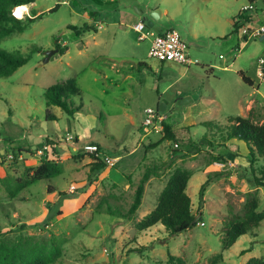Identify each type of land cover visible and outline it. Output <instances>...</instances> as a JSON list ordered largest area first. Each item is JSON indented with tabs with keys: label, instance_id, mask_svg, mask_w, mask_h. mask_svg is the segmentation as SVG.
Returning <instances> with one entry per match:
<instances>
[{
	"label": "rangeland",
	"instance_id": "1",
	"mask_svg": "<svg viewBox=\"0 0 264 264\" xmlns=\"http://www.w3.org/2000/svg\"><path fill=\"white\" fill-rule=\"evenodd\" d=\"M33 2L26 4L23 17L31 7L41 17L0 38V46L29 55L11 74L0 76V147L12 153L0 156V240L43 250L50 257L47 264H152L165 261L167 252L181 255L186 264H209L213 258L216 264H244L251 256L264 258V218L231 246L223 248L221 242L230 222L244 218L251 198L264 209V185L251 180L243 141L231 139L223 159L204 145L197 151L191 147L212 128L202 121L224 125L228 116L238 114L264 122V79L256 73L259 57H264V37L250 35L244 41L240 27L233 30L240 6L249 0ZM253 3L247 26L264 17V0ZM139 20L145 24L141 39L133 28ZM84 22L96 30L77 33L70 26ZM168 27L179 32L196 62L148 55L152 35ZM59 43L67 51L42 61ZM238 69L254 84L245 83ZM70 77L81 90L74 96L81 106L72 115L47 105L44 97L48 85ZM145 106L161 116L149 126L143 123ZM48 112L57 120L47 119ZM162 120L172 125L175 139L163 136ZM87 140L114 160L105 159L106 167L84 190L92 161L82 149ZM43 158L57 161L59 174L51 181L28 182ZM177 166L191 172L186 191L198 220L173 235L161 222L137 229L135 223L155 206ZM262 166L264 159L258 157L254 172L260 174ZM146 169L150 174L141 203L129 213ZM217 172L222 175L210 180L200 196L201 183ZM48 183L56 190L48 192ZM59 191L77 196L64 198Z\"/></svg>",
	"mask_w": 264,
	"mask_h": 264
},
{
	"label": "trees",
	"instance_id": "2",
	"mask_svg": "<svg viewBox=\"0 0 264 264\" xmlns=\"http://www.w3.org/2000/svg\"><path fill=\"white\" fill-rule=\"evenodd\" d=\"M33 1L34 0H0V38L14 31H23L29 22L41 17L42 12H37L32 7L30 8V15H25L22 19L13 15L12 8L14 9L18 6L32 3ZM249 1L253 2V0ZM56 6L57 4L51 6L48 8V11L55 9ZM244 19L249 20L250 16H243L239 11L233 21L234 31H237ZM70 26L74 28L77 33L92 28L96 30L94 25L87 22H84L78 28L74 24ZM78 29L80 31H78ZM159 32H162V30ZM246 39L247 37L245 35L244 40ZM56 47L57 51L61 54H63L67 48L66 45H60V43L56 44ZM28 59L29 55H24L19 51L9 50L0 46V76L11 74L19 66L27 62ZM239 75L245 83L252 84V79L244 74L243 71L239 70ZM80 93L81 90L77 86L75 78L70 77L66 82H55L48 85L44 90V97L47 105H58L65 110L67 114L72 115L81 106L80 103L77 104L74 101V96L79 95ZM45 117H47V119L57 120V115L49 112ZM202 122L208 126H212V128H210L211 130L209 133L203 134L202 141L204 142L201 141L196 143L192 141L191 147H193V150H200L204 145L210 151H218L215 158L223 159L226 149H229L230 144L232 145V143H227V141L231 138L242 140L247 149V160L250 168L251 180L256 185H264V166L260 167V174H256L253 167V162L257 160L258 157L264 159V122H256L253 121L250 116H242L238 114L228 116L227 123L224 125L214 121ZM162 129L165 138L171 140L176 138V134L170 123L162 120ZM217 132L221 138L220 141H217V138H215ZM46 141L49 143L55 154L60 152L59 148L55 146L54 141L47 139V137ZM216 145L218 146L217 148H215ZM83 154L84 152L78 154L76 158L81 157ZM88 154L92 156V161L89 163V173L86 182L82 187L84 190L94 181V176H96L97 173L103 170L107 165L102 153L91 152ZM211 154L214 153L211 152ZM244 168L246 169V167ZM60 170L61 167L57 161L43 158L40 163L34 167L31 180L28 182L38 179L51 181V178L59 174ZM149 174V169H146L142 174L141 180L136 186L133 200L128 208L129 213H133L141 203L144 181L148 178ZM220 175H222V172H217L206 177L200 185V196L203 195L205 187L209 181ZM190 176L191 172L188 168L181 166L175 167L160 190L155 206L135 223L136 228L142 230L161 222L168 233L173 235L194 225L199 217L198 213H193L191 211V200L186 191ZM55 190V185L50 183L47 184L48 192ZM59 194L63 195L64 198L77 196L75 193L61 191H59ZM263 218L264 209H258V199L256 197L251 198L247 205L244 218L231 221L225 228V236L221 241L223 248L231 246L249 227L256 226ZM143 248L144 247L142 246L137 250L141 252ZM249 249L250 248L248 247L247 249H244L243 252ZM49 259L50 257L48 254L41 249L28 248L13 243L8 244L7 242L0 240V264H47ZM152 264H186V262L181 255L167 252V259L165 261L156 260ZM209 264H216L215 258L211 259ZM244 264H264V258L251 256Z\"/></svg>",
	"mask_w": 264,
	"mask_h": 264
},
{
	"label": "built area",
	"instance_id": "3",
	"mask_svg": "<svg viewBox=\"0 0 264 264\" xmlns=\"http://www.w3.org/2000/svg\"><path fill=\"white\" fill-rule=\"evenodd\" d=\"M253 9L254 3L250 1L244 3L239 8V11L242 13L243 16H250V19H244L243 22L245 24L243 26H240L241 32L239 35H241L242 37H244L245 35L246 37H249L250 35L261 36L262 34H264V17L260 20L258 24L247 26V24H250L252 20ZM133 28L135 29V31L138 32V39L144 38L146 36L143 31V28H145V24L141 20L134 23ZM147 53L149 56L155 57L158 60L162 61L171 60L178 63H190L197 61L196 59H192L187 53V46L181 39L179 32L174 27H168L166 29H163L162 32L153 34L150 40ZM263 63L264 57L260 56L256 73L262 79H264V70L262 66ZM142 112L144 118L143 123L147 126L152 125L156 121V119L161 118V116L158 115L157 109L152 106H145ZM82 149L89 153H102L104 159L114 160L113 157L105 155L100 149L99 144L93 140L84 141L82 144ZM0 155H8L9 157H11L12 153H7L4 151V149H2Z\"/></svg>",
	"mask_w": 264,
	"mask_h": 264
},
{
	"label": "water",
	"instance_id": "4",
	"mask_svg": "<svg viewBox=\"0 0 264 264\" xmlns=\"http://www.w3.org/2000/svg\"><path fill=\"white\" fill-rule=\"evenodd\" d=\"M152 15H153L154 17H156V16H158V12H157L156 10H152ZM148 25H152V22H151V21H148ZM69 29H70V28H69ZM260 37H261V38L264 37V34H262ZM56 51H57V48H53V49H49V50H47L46 53H45V56H44V58H43L42 61H47V60L50 58V56H51L53 53H55ZM164 106H165V104L160 103L159 108L162 109V108H164ZM33 147H34V146H33Z\"/></svg>",
	"mask_w": 264,
	"mask_h": 264
},
{
	"label": "crops",
	"instance_id": "5",
	"mask_svg": "<svg viewBox=\"0 0 264 264\" xmlns=\"http://www.w3.org/2000/svg\"><path fill=\"white\" fill-rule=\"evenodd\" d=\"M34 3V2H33ZM152 10V9H151ZM37 11V10H36ZM37 12H39V10L37 11ZM238 12H239V10H238ZM237 12V13H238ZM159 14V13H158ZM240 26H241V24H240ZM135 30V29H134ZM163 30V29H162ZM67 46V45H66ZM67 51V48H66V50H65V52ZM239 70H241V69H238L237 70V72L239 73ZM241 71H243V70H241ZM241 77V76H240ZM251 78V77H250ZM252 79V78H251ZM252 84H254V82H253V80H252ZM143 110V109H142ZM142 114H143V112H142ZM86 133V132H85ZM231 139H235V138H231ZM231 139H229L227 142L229 143V142H231ZM82 141V140H81ZM75 147V146H74ZM2 149H3V147H0V151H2ZM101 150H102V148H101ZM102 152L104 153V151L102 150ZM132 151H130L129 153H131ZM105 154V153H104Z\"/></svg>",
	"mask_w": 264,
	"mask_h": 264
},
{
	"label": "bare ground",
	"instance_id": "6",
	"mask_svg": "<svg viewBox=\"0 0 264 264\" xmlns=\"http://www.w3.org/2000/svg\"><path fill=\"white\" fill-rule=\"evenodd\" d=\"M24 6H26V8L28 9V5H26V4L17 7V10H18V9L21 10L19 16H23L24 13L27 12V10L25 11V7H24ZM14 10H16V9L14 8V9H13V12H14Z\"/></svg>",
	"mask_w": 264,
	"mask_h": 264
},
{
	"label": "clouds",
	"instance_id": "7",
	"mask_svg": "<svg viewBox=\"0 0 264 264\" xmlns=\"http://www.w3.org/2000/svg\"><path fill=\"white\" fill-rule=\"evenodd\" d=\"M24 7H25V10H27L26 6H24ZM16 12H17V10H14V12H13V8H12V13H13V15H15L16 17L22 19L23 16L16 15ZM239 27H240V26H239ZM244 41H246V40H244Z\"/></svg>",
	"mask_w": 264,
	"mask_h": 264
},
{
	"label": "snow or ice",
	"instance_id": "8",
	"mask_svg": "<svg viewBox=\"0 0 264 264\" xmlns=\"http://www.w3.org/2000/svg\"><path fill=\"white\" fill-rule=\"evenodd\" d=\"M20 11H21V10L18 9L17 12H16V15H20ZM25 11H26V10H25Z\"/></svg>",
	"mask_w": 264,
	"mask_h": 264
}]
</instances>
